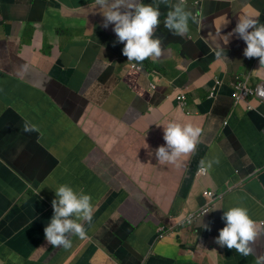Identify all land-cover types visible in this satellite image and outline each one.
Returning a JSON list of instances; mask_svg holds the SVG:
<instances>
[{
  "label": "crops",
  "instance_id": "0c3cea01",
  "mask_svg": "<svg viewBox=\"0 0 264 264\" xmlns=\"http://www.w3.org/2000/svg\"><path fill=\"white\" fill-rule=\"evenodd\" d=\"M186 2L200 20L179 37L162 15V55L144 60L139 73L113 26L89 14L93 0H0V264H254L215 238L233 206L264 222V104L234 100V82L260 84L264 67L244 57L242 39L228 41L242 14L259 13L264 23V0ZM220 45L226 55L218 59ZM170 120L202 128L197 150L179 167L155 156ZM25 121L38 131L24 132ZM214 158L219 163L196 176L200 161ZM78 168L86 173L76 185ZM60 184L103 208L85 225L90 237L71 236L68 249L44 237ZM231 186L209 216L182 227L206 189ZM165 225L171 230L156 240ZM257 243L264 252V236Z\"/></svg>",
  "mask_w": 264,
  "mask_h": 264
},
{
  "label": "clouds",
  "instance_id": "9594fccd",
  "mask_svg": "<svg viewBox=\"0 0 264 264\" xmlns=\"http://www.w3.org/2000/svg\"><path fill=\"white\" fill-rule=\"evenodd\" d=\"M161 5L168 9L166 14L160 11ZM89 14L102 16L105 29L109 25L113 26L112 30L116 34L117 42L124 44L123 56L129 61L131 68L139 73L142 71L140 64L144 60L159 58L162 55L163 39L156 35V30L161 24L160 17L162 15H164V28L172 35L179 37H184L189 32L190 21L196 23L201 16L199 12L195 11L193 14L187 8L186 0H152L151 3L147 4L143 0H93ZM259 15V13H256L255 16L244 13L239 16L235 27L228 34V41L232 36L242 39L246 44L243 50L244 57L249 59L258 58L260 67H264V23L260 21ZM215 55L218 59L224 57L226 55L225 48L222 45L218 46ZM240 82L250 88L259 85L250 86L249 81L244 82L242 79L234 82V89L236 84ZM218 83L217 80L216 84ZM150 89H156V84L151 83ZM212 93L210 99L215 98L217 94L216 92ZM262 95H264V92H262ZM182 97H185V99L183 100ZM248 99H257L261 104H264V101L258 97ZM177 101L178 107L184 110L187 106V96L184 91L179 92ZM235 103L239 104L241 102L237 103L235 100ZM247 108L251 111L254 110L249 103ZM23 130L26 133H31L38 131V128L36 125L25 121ZM201 135L202 128L192 122L182 123L170 120L163 125L165 144L155 150L158 163L181 166L182 158H187L197 150V145L201 142ZM216 163H219V161L215 158L202 159L200 167L196 170V176H206L207 170L212 169ZM200 169L206 171L200 173ZM88 170L96 175L90 168ZM99 179L106 184L101 178ZM235 188V186H231L227 188V191L216 192L221 197L214 200H210L206 194H203L205 202L197 209L189 212L184 219V223L186 221L195 222L203 216H209L216 204L224 199L225 194ZM54 192L55 198L51 201L53 214L47 226L44 227V237L48 245L68 249L72 247L71 236L80 239L90 237L87 234L85 225L91 223L95 209L103 208L101 204L96 207L90 194L85 193L83 190H74L68 184H60ZM207 205L208 208L203 213L196 215L201 208ZM221 219L224 221L225 226L219 230L215 243L221 248L234 249L242 257L254 256V264H264V252L258 251L257 243L259 238L264 236V222L258 224L257 221L251 218L248 209L239 205L224 211ZM199 226L205 230H210V226L204 224L202 220H200ZM169 227L170 225H165L158 229L156 240L164 238L171 230ZM142 260L140 261V258L134 259V264L138 262L144 264Z\"/></svg>",
  "mask_w": 264,
  "mask_h": 264
},
{
  "label": "built area",
  "instance_id": "2783aa9c",
  "mask_svg": "<svg viewBox=\"0 0 264 264\" xmlns=\"http://www.w3.org/2000/svg\"><path fill=\"white\" fill-rule=\"evenodd\" d=\"M235 89H236V91L234 94V98H235L237 103L242 102V101H246L250 97H252V98L258 97L262 101H264V95H262V92H264V82L259 84L255 88H252V87L250 88V87L246 86L243 82H240V83L236 84ZM211 95H213V93ZM182 99L184 100L185 97H182ZM205 171L206 170L200 169V173H204ZM205 194H206V196H208L210 198V200H214L217 197H221V195H217L216 192H206ZM207 208H208V205L201 208V210L196 215H200Z\"/></svg>",
  "mask_w": 264,
  "mask_h": 264
},
{
  "label": "rangeland",
  "instance_id": "374dc122",
  "mask_svg": "<svg viewBox=\"0 0 264 264\" xmlns=\"http://www.w3.org/2000/svg\"><path fill=\"white\" fill-rule=\"evenodd\" d=\"M76 36L81 37V36H82V33L79 32ZM69 39H70V37H68L66 41L68 42ZM52 52H53V50H52L51 47H49V48H47L46 50H44V54L46 53L48 56H50V55L52 54ZM84 173H86V171H83L81 168H78V174H77L78 177L76 176L77 179H76V182H75L74 184H76V185L79 184L80 179H81V177L83 176ZM206 192H217V191H215V190H211V189H206V190L203 192V194H205ZM188 223H191V221H186V222L184 223V226H187Z\"/></svg>",
  "mask_w": 264,
  "mask_h": 264
},
{
  "label": "water",
  "instance_id": "95a60500",
  "mask_svg": "<svg viewBox=\"0 0 264 264\" xmlns=\"http://www.w3.org/2000/svg\"><path fill=\"white\" fill-rule=\"evenodd\" d=\"M140 262H138L137 264H139Z\"/></svg>",
  "mask_w": 264,
  "mask_h": 264
}]
</instances>
